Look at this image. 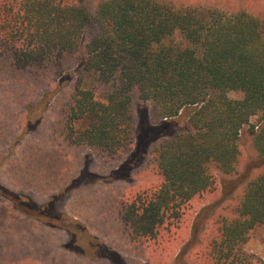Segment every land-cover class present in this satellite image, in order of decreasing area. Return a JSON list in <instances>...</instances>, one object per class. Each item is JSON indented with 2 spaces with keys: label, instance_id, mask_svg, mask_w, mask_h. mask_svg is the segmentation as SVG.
<instances>
[{
  "label": "trees",
  "instance_id": "trees-1",
  "mask_svg": "<svg viewBox=\"0 0 264 264\" xmlns=\"http://www.w3.org/2000/svg\"><path fill=\"white\" fill-rule=\"evenodd\" d=\"M88 29L94 34L86 43ZM177 34L183 43L171 42ZM79 52L83 74L111 91L99 100L93 88L78 82L65 123L67 142L110 155L127 149L135 89L166 124L188 119L189 131L167 138L153 153L162 182L127 204L136 234L164 236L185 222L190 206L204 208L216 195L218 175H238L246 126L253 151L264 156L260 19L247 12L177 9L160 0H101L95 14L74 0H0V54L8 53L14 66L46 68ZM254 117L259 124L250 125ZM10 197L21 210V197ZM234 204L208 243L209 254L217 264H252L244 245L252 230L264 226V170L243 186Z\"/></svg>",
  "mask_w": 264,
  "mask_h": 264
},
{
  "label": "rangeland",
  "instance_id": "rangeland-1",
  "mask_svg": "<svg viewBox=\"0 0 264 264\" xmlns=\"http://www.w3.org/2000/svg\"><path fill=\"white\" fill-rule=\"evenodd\" d=\"M74 1L95 14L101 0ZM160 1L177 9L247 12L264 23V0ZM93 34L88 29L84 41ZM171 42L183 39L177 34ZM84 58L79 52L28 70L14 66L8 53L0 54V264H217L207 245L221 220L231 217L243 186L264 170V156L251 147V127L242 133L241 171L218 175L217 193L204 208L193 204L185 222L156 240L136 234L127 204L162 182L153 153L167 138L189 131L188 119L166 124L135 89L133 139L127 149L110 155L67 142L65 123L78 82L93 88L99 100L111 91L83 74ZM250 123L259 124V118ZM11 194L21 197L24 212L15 208ZM29 213L43 216L38 220ZM244 251L252 264H264V226L250 232Z\"/></svg>",
  "mask_w": 264,
  "mask_h": 264
},
{
  "label": "crops",
  "instance_id": "crops-1",
  "mask_svg": "<svg viewBox=\"0 0 264 264\" xmlns=\"http://www.w3.org/2000/svg\"><path fill=\"white\" fill-rule=\"evenodd\" d=\"M52 138H53V136H52ZM44 140V139H43ZM46 140V139H45Z\"/></svg>",
  "mask_w": 264,
  "mask_h": 264
}]
</instances>
